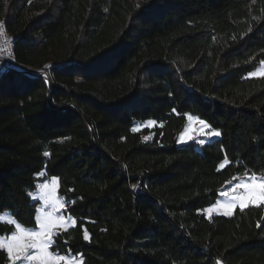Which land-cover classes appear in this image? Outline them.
<instances>
[{
    "label": "trees",
    "instance_id": "trees-1",
    "mask_svg": "<svg viewBox=\"0 0 264 264\" xmlns=\"http://www.w3.org/2000/svg\"><path fill=\"white\" fill-rule=\"evenodd\" d=\"M0 19L28 68L0 78V213L36 228L29 193L45 170L75 221L51 252L264 264L263 204L201 212L237 177L264 174V74L250 75L264 62V0H0ZM47 64L52 82L29 72ZM186 114L220 137L178 145ZM148 119L143 140L133 126ZM14 229L0 222V235Z\"/></svg>",
    "mask_w": 264,
    "mask_h": 264
},
{
    "label": "rangeland",
    "instance_id": "rangeland-1",
    "mask_svg": "<svg viewBox=\"0 0 264 264\" xmlns=\"http://www.w3.org/2000/svg\"><path fill=\"white\" fill-rule=\"evenodd\" d=\"M264 72V63H261L260 66L254 70L253 72H251V74L253 75H257L260 76L261 73ZM189 117H191V119H189ZM186 120V124L184 126V128L178 133V137H177V144L178 145H183L185 143H189L191 141H194L196 144L198 145H202L205 144L206 142H209L213 139H217L220 137L219 136H215V135H209L210 132H216L217 130L213 129L210 127V125L202 120L199 119L197 116L193 115V114H186L185 117ZM204 121L208 127L205 128L200 121ZM149 122H153L151 124H149ZM156 121H154L153 119H148L145 121H135L133 129H136V131L140 132V135L142 136L143 140H148L150 139L153 135V128L156 126ZM145 137H148V139H145ZM201 141H203V143H201ZM227 163L226 160L222 161L221 165H225ZM43 173V175H41ZM255 175L256 178V183L259 184L261 182H264V174H255V173H249V174H243L242 176H239L235 179L234 182H230L226 185H224L221 188V191L219 193V196L217 197L216 201L210 205H208L207 207H204L203 209H201V212L205 215V217L208 219L209 217L213 216V215H231L233 213V211L236 209V207H246L249 206L250 204H263L264 205V199H261L260 196V189L259 188H255L251 191V195H248V198L244 201V205L241 206V202L239 200L235 201V207H233L231 209V211L229 212L228 208L223 207L222 205L228 204L231 200V197L233 195L239 196L241 194H245L246 190L244 188H239L236 189L235 185L237 183H243V182H248L249 181V177H251L252 175ZM38 176V180L36 183V188L33 192H31L33 194V196H35L36 198L34 199L33 196H31L32 200L37 201V210L38 209H42L43 211L38 212L36 214V228H28V227H22L24 229H35V230H39V224H38V217H40L41 219L43 218V214L44 212L50 211L51 209L44 206L42 201L39 199V190L37 188L38 184H42L44 182H49L51 181V179L55 176H49L46 174L45 170H42L41 172H39L37 174ZM56 178V177H55ZM57 188H58V183L56 186V196L59 197V200L64 202V206L62 208H57L56 209V215L57 216H62L64 217V222L63 225L61 226H57L54 227L52 229L53 235L51 236V241L52 243L49 244L47 252L48 254L52 255V256H63L60 254H57L55 252H51L50 251V247L52 246V244L54 243V236L63 230H66L69 226L73 225V218L66 212V200L61 197L60 195H58L57 193ZM211 208V211H207V209ZM227 213V214H226ZM2 214H9V213H2ZM69 217H71V220L69 219ZM16 229H14L11 233H9V235H0V239L6 240L8 237H10L12 235L13 232H15ZM3 250H5L6 254H8L7 249L6 248H2ZM29 253H31L32 256H35L37 254V249H28L27 250ZM68 260L73 261V264H79L81 263L82 259H79L77 257H74L72 255H66L63 256ZM7 264H41V261L39 259L36 260H24L23 256H21V258L19 260H10L9 256H8V262ZM55 264H64V261H59L56 260Z\"/></svg>",
    "mask_w": 264,
    "mask_h": 264
},
{
    "label": "snow or ice",
    "instance_id": "snow-or-ice-1",
    "mask_svg": "<svg viewBox=\"0 0 264 264\" xmlns=\"http://www.w3.org/2000/svg\"><path fill=\"white\" fill-rule=\"evenodd\" d=\"M4 34L3 23H0V36ZM3 49L0 48V52ZM264 63V62H262ZM264 74V73H261ZM250 75H253L250 73ZM191 119V117H189ZM153 122H149L151 124ZM200 123L207 128L208 125L204 121H200ZM134 131L136 129H133ZM209 135L219 136L220 133L210 132ZM148 139V137H145ZM203 143V141H201ZM45 156H48L49 153L45 152ZM43 175V173L41 174ZM255 175L253 174L249 177L248 182L237 183L235 185L236 189L244 188L246 190L245 194H241L239 196L233 195L228 204L222 205L223 207L228 208L229 212L233 207H235V201L239 200L241 202V206L244 205V201L248 198V195H251V191L255 188L260 189L261 199H264V182L257 184ZM57 178L53 177L49 182H44L42 184H38L37 188L39 190V199L42 201L43 205L50 208V211L44 212L43 218L38 217L39 230L35 229H24L22 226L15 221L12 215L2 214L0 213V222H6L11 225H15L16 231L12 233L10 237L6 240L0 239V248H6L8 252V256L10 260H19L21 256H23L24 260H36L39 259L41 264H55L56 260L64 261V264H73V261L66 259L63 256H52L48 254L47 249L51 241V236L53 235L52 229L57 226L63 225L64 217L57 216L56 209L62 208L64 206V202L59 200V197L56 196V186H57ZM135 188L136 186L133 185ZM30 196H33L32 193H29ZM35 199L36 197L33 196ZM38 212L43 211L42 209H38ZM207 211H211V208L207 209ZM227 214V213H226ZM71 220V217H69ZM73 224L75 221H72ZM84 239L88 240L89 236L87 231L84 232ZM28 249H37V254L32 256L29 253Z\"/></svg>",
    "mask_w": 264,
    "mask_h": 264
},
{
    "label": "built area",
    "instance_id": "built-area-1",
    "mask_svg": "<svg viewBox=\"0 0 264 264\" xmlns=\"http://www.w3.org/2000/svg\"><path fill=\"white\" fill-rule=\"evenodd\" d=\"M0 23L3 21L0 19ZM4 34L0 36V48L3 49L0 52V78L4 75L5 72L14 70H28V68L21 65L19 62L17 63L15 54H14V40L12 34L7 30L6 26H4ZM50 66H57V64L46 65L45 67H32L30 68V73H37L41 75L46 81L52 82V75L50 71Z\"/></svg>",
    "mask_w": 264,
    "mask_h": 264
}]
</instances>
